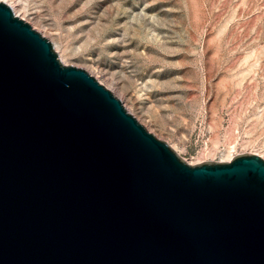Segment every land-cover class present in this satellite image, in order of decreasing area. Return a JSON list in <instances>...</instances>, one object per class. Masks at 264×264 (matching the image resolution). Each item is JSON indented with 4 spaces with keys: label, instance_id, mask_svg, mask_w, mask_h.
I'll return each mask as SVG.
<instances>
[{
    "label": "water",
    "instance_id": "95a60500",
    "mask_svg": "<svg viewBox=\"0 0 264 264\" xmlns=\"http://www.w3.org/2000/svg\"><path fill=\"white\" fill-rule=\"evenodd\" d=\"M0 264H264V160L185 163L0 2Z\"/></svg>",
    "mask_w": 264,
    "mask_h": 264
},
{
    "label": "rangeland",
    "instance_id": "374dc122",
    "mask_svg": "<svg viewBox=\"0 0 264 264\" xmlns=\"http://www.w3.org/2000/svg\"><path fill=\"white\" fill-rule=\"evenodd\" d=\"M185 163L264 160V0H6Z\"/></svg>",
    "mask_w": 264,
    "mask_h": 264
},
{
    "label": "bare ground",
    "instance_id": "6f19581e",
    "mask_svg": "<svg viewBox=\"0 0 264 264\" xmlns=\"http://www.w3.org/2000/svg\"><path fill=\"white\" fill-rule=\"evenodd\" d=\"M0 2L5 3L6 5H8V6L12 9V11H13V13H14V15H15L16 17H18V18L21 19V20H24V19L21 17V15L19 14V12H18L16 6L9 4L8 1H6V0H0ZM54 52H55V51H54ZM55 53L57 54V52H55ZM59 60H60V62H61V64H62L63 60H62L61 56H59ZM62 65H64V64H62Z\"/></svg>",
    "mask_w": 264,
    "mask_h": 264
}]
</instances>
